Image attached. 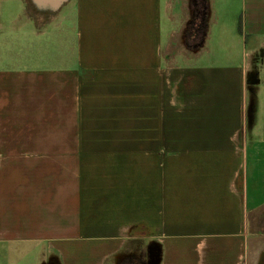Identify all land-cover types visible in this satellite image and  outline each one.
I'll list each match as a JSON object with an SVG mask.
<instances>
[{
	"label": "crops",
	"instance_id": "obj_1",
	"mask_svg": "<svg viewBox=\"0 0 264 264\" xmlns=\"http://www.w3.org/2000/svg\"><path fill=\"white\" fill-rule=\"evenodd\" d=\"M0 264H264V0H0Z\"/></svg>",
	"mask_w": 264,
	"mask_h": 264
},
{
	"label": "water",
	"instance_id": "obj_2",
	"mask_svg": "<svg viewBox=\"0 0 264 264\" xmlns=\"http://www.w3.org/2000/svg\"><path fill=\"white\" fill-rule=\"evenodd\" d=\"M69 0H30L34 7L41 12L57 13Z\"/></svg>",
	"mask_w": 264,
	"mask_h": 264
}]
</instances>
